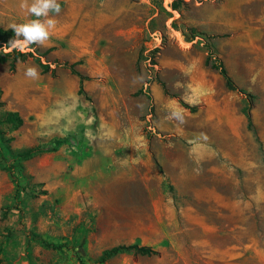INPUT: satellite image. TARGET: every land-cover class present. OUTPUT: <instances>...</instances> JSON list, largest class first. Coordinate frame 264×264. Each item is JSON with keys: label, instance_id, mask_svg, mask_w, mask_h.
I'll list each match as a JSON object with an SVG mask.
<instances>
[{"label": "rangeland", "instance_id": "rangeland-1", "mask_svg": "<svg viewBox=\"0 0 264 264\" xmlns=\"http://www.w3.org/2000/svg\"><path fill=\"white\" fill-rule=\"evenodd\" d=\"M21 3L0 0L1 28L37 19ZM57 3L59 14L39 18L56 21L49 40L23 50H36L49 69L33 58L14 71L10 60L0 64V120L21 104L9 83L24 84L29 103L20 128L0 124V264H92L103 250L133 243L157 253H122L104 264H253L249 255L259 264L264 0ZM219 61L240 91L226 87ZM33 66L36 80L24 74ZM54 141L66 156L110 154L75 170L43 153L24 162L21 174L13 170V180L7 147ZM249 178L257 181L250 220L248 204L236 199L252 191ZM238 211L251 226L225 227ZM191 212L215 227L202 233L186 222ZM250 236L255 252L227 249Z\"/></svg>", "mask_w": 264, "mask_h": 264}, {"label": "trees", "instance_id": "trees-1", "mask_svg": "<svg viewBox=\"0 0 264 264\" xmlns=\"http://www.w3.org/2000/svg\"><path fill=\"white\" fill-rule=\"evenodd\" d=\"M172 7L174 10L176 9L175 2L172 4ZM13 39H15V33L12 29H4L0 27V64L5 63L10 60L9 68L11 71H14L15 65L17 62H24L27 59L33 58L39 63L43 71H47L49 69L48 65L41 64L39 58H36L34 56L36 50L28 51V52H20L17 50V48H14L10 52L6 53L4 50L11 47L10 41ZM19 39H23V37H20ZM34 47H35L34 44L27 46V48L30 50L33 49ZM73 66L74 64L70 66V69H72ZM214 67L218 70L220 76L224 79L226 87L229 90L240 91L236 87V85L233 83L229 75L227 74V71L221 61H219L218 64H216ZM72 73L78 76L80 80L83 79L78 73L76 72H72ZM80 91H82L81 88H80ZM2 103L3 102L0 101V106L2 105ZM246 117L248 119L249 124H251V116H250L249 109L246 110ZM0 124L9 125L13 130H17L23 125V119L19 115L18 112L5 111L0 120ZM0 135H1V132H0ZM0 141H2L1 136H0ZM6 150L9 153L10 158H11V164L7 166V169L9 170V173L11 174V176L13 177V180L15 181L13 170H17L18 173L21 174L23 172L24 162H27L31 160L32 158L39 156L40 154L54 152L56 150V147H54L51 144H48L45 147H41L40 145H37V146L28 147L24 149H18V150H11L10 147H7ZM1 153L2 152L0 150V158H2ZM16 196H17V192L15 194V197ZM128 252H134L136 254L145 255V256L155 255L157 253L155 250L151 249L150 247L139 246L137 243H133L129 245H117L110 249L103 250L100 256L98 257V259L92 264H104L109 259L119 254L128 253ZM79 263L85 264L81 260H79Z\"/></svg>", "mask_w": 264, "mask_h": 264}, {"label": "crops", "instance_id": "crops-1", "mask_svg": "<svg viewBox=\"0 0 264 264\" xmlns=\"http://www.w3.org/2000/svg\"><path fill=\"white\" fill-rule=\"evenodd\" d=\"M59 1H63L65 3H67L69 6H71L76 0H59ZM8 88L10 89V91H12V95L13 97L15 98V100H17L19 103H21L19 106H14L13 109H10L8 111H15V112H18L19 115L22 117L23 119V124L25 123L26 121V117H25V112L23 111L24 110V106H29V103H28V96H27V91H26V88H25V85H19L17 83H9L8 85ZM3 98L1 100V102L5 101V93L2 94ZM229 117V115H228ZM51 122H47V127H49V125ZM54 122H52V125H53ZM75 124L73 122H68L67 123V128H72ZM53 145L54 147H56V150L54 152H50V153H47L48 155L47 156H53V157H58V158H63L62 161H64V163H72L73 166H75V170H79V166H83L85 167L86 165H89L93 162H98L99 161V157L100 155H106V154H110V152H97L96 149H94L92 152H90L88 149H85V151L89 152V155H86L85 157H82L84 159H79V156L80 154L79 153H82V152H78V154H75V153H72V156H66L65 153H64V149L59 146V142H53ZM17 149H23V148H20V147H16ZM102 151V150H100ZM106 151V150H105ZM86 152V153H87ZM240 182V181H239ZM246 183L248 184L249 187H252V191L250 190L249 193L246 195V196H238L236 199H237V204L238 203H243V202H246V204H248V206H245L246 208L244 209H247V212L249 214V217L248 219L250 220V214H251V204L253 205L256 201H257V190H256V187H257V181L256 179H251L249 178ZM240 206V204H239ZM238 206V207H239ZM228 207V206H227ZM246 210L243 212L245 213ZM232 214V213H231ZM237 215V217H234V218H230L228 220V222L225 224V227H228L230 229H247L248 227L251 226L250 223H246V222H241L242 221V218H241V211H238V213H235ZM235 219V220H233ZM185 220L186 222L190 223L192 226L196 225L195 227H200L201 229V232L202 233H207L209 232L211 229H213L215 226L214 225H211L207 218L201 214V215H198V214H193L192 212L190 214H186V217H185ZM233 220V222H232ZM248 220V221H249ZM231 222V223H230ZM253 227L255 226V222L252 224ZM254 232V231H253ZM232 249V250H240V249H244V250H248V251H253L255 252L257 250V246H256V239L255 238H252L251 236L248 238V240L246 242H244L243 244H241L239 241L236 243H233L231 244L229 247H227V249ZM250 259H254V263L253 264H256V261H257V257L256 256H251L249 255ZM263 259H260V262L259 264H263Z\"/></svg>", "mask_w": 264, "mask_h": 264}, {"label": "clouds", "instance_id": "clouds-1", "mask_svg": "<svg viewBox=\"0 0 264 264\" xmlns=\"http://www.w3.org/2000/svg\"><path fill=\"white\" fill-rule=\"evenodd\" d=\"M21 7L26 8L27 11L31 15L37 17V19L29 23L11 25V29L15 33V39L10 41L11 47L6 49V53L14 48L23 52V50L31 44H37L39 46L45 45L49 40L50 30L55 27L56 21L54 19H47L42 22L39 18L48 17L51 12L59 14L61 11L57 0H33L30 6L27 4V0H22ZM20 37H23V39H19ZM24 74L26 77L33 80L38 79L40 76L37 68L34 66L28 67ZM193 103H195V101H193ZM172 116L183 123L182 116L177 112H173ZM205 139H207V137H205Z\"/></svg>", "mask_w": 264, "mask_h": 264}]
</instances>
